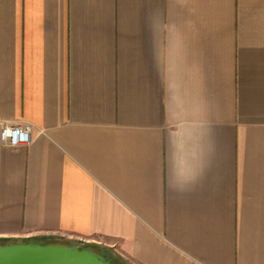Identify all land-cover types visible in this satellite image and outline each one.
<instances>
[{
  "label": "crops",
  "instance_id": "0c3cea01",
  "mask_svg": "<svg viewBox=\"0 0 264 264\" xmlns=\"http://www.w3.org/2000/svg\"><path fill=\"white\" fill-rule=\"evenodd\" d=\"M8 121L31 143L6 144ZM15 240L264 264V0H0Z\"/></svg>",
  "mask_w": 264,
  "mask_h": 264
},
{
  "label": "water",
  "instance_id": "95a60500",
  "mask_svg": "<svg viewBox=\"0 0 264 264\" xmlns=\"http://www.w3.org/2000/svg\"><path fill=\"white\" fill-rule=\"evenodd\" d=\"M0 264H114L91 247L62 242L0 243Z\"/></svg>",
  "mask_w": 264,
  "mask_h": 264
},
{
  "label": "built area",
  "instance_id": "2783aa9c",
  "mask_svg": "<svg viewBox=\"0 0 264 264\" xmlns=\"http://www.w3.org/2000/svg\"><path fill=\"white\" fill-rule=\"evenodd\" d=\"M33 125L29 122H5L2 126L4 142L14 148L26 146L32 140Z\"/></svg>",
  "mask_w": 264,
  "mask_h": 264
},
{
  "label": "trees",
  "instance_id": "16d2710c",
  "mask_svg": "<svg viewBox=\"0 0 264 264\" xmlns=\"http://www.w3.org/2000/svg\"><path fill=\"white\" fill-rule=\"evenodd\" d=\"M105 255V254H104ZM106 256V255H105ZM107 257V256H106ZM108 258V257H107ZM109 260H111L110 258H108ZM114 264H117L116 262H114L113 260H111Z\"/></svg>",
  "mask_w": 264,
  "mask_h": 264
}]
</instances>
